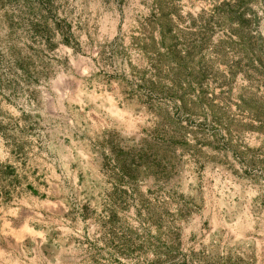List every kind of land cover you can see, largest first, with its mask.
<instances>
[{"label": "rangeland", "instance_id": "374dc122", "mask_svg": "<svg viewBox=\"0 0 264 264\" xmlns=\"http://www.w3.org/2000/svg\"><path fill=\"white\" fill-rule=\"evenodd\" d=\"M0 264H264V0H0Z\"/></svg>", "mask_w": 264, "mask_h": 264}]
</instances>
